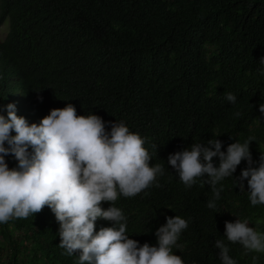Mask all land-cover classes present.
Returning a JSON list of instances; mask_svg holds the SVG:
<instances>
[{
    "label": "trees",
    "instance_id": "16d2710c",
    "mask_svg": "<svg viewBox=\"0 0 264 264\" xmlns=\"http://www.w3.org/2000/svg\"><path fill=\"white\" fill-rule=\"evenodd\" d=\"M7 21L0 38V104H15L29 124L67 103L78 115L102 117L108 131L122 121L145 139L151 163L164 166L159 187L115 202L129 238L156 246V230L178 215L188 227L173 252L184 264H222L216 240L237 264H264V253L247 252L224 236L225 222L237 218L264 232V205L252 206L247 181L241 189L235 180L247 161L217 185L223 190L214 209L207 207L214 197L207 177L186 188L167 163L194 142L217 136L226 152L236 140L254 137L252 166H258L264 154V0H0V28ZM228 92L235 104L225 99ZM5 160L17 167L14 156ZM213 162L218 166V157ZM110 226L96 221L97 231ZM58 233L48 207L0 224V264H78V253L69 256L59 246Z\"/></svg>",
    "mask_w": 264,
    "mask_h": 264
},
{
    "label": "clouds",
    "instance_id": "9594fccd",
    "mask_svg": "<svg viewBox=\"0 0 264 264\" xmlns=\"http://www.w3.org/2000/svg\"><path fill=\"white\" fill-rule=\"evenodd\" d=\"M259 63L264 65V56ZM225 99L235 104L237 97L228 92ZM259 111L264 114V103ZM216 137L170 154L167 163L186 188L207 177L214 194L207 207L214 209L223 190L217 185L247 161L235 180L241 189L247 181L252 206L264 205V154L253 167L250 144L255 138L236 140L225 152ZM144 145L145 139L124 122H112L108 131L102 117L78 115L72 103L51 109L38 124L18 116L15 104H0V224L27 219L48 207L59 223V246L69 256L78 253V264H184L173 247L188 227L186 219L166 217L155 232L157 245H140L129 238L127 218L115 206L120 196L131 198L154 184L159 187L157 177L164 174V166L151 163ZM8 155L14 156L17 167L9 168ZM105 202L107 209L102 207ZM98 219L111 226L97 231ZM224 236L247 252L264 253V232L250 227L247 219L226 221ZM214 247L222 264H237L223 240H216Z\"/></svg>",
    "mask_w": 264,
    "mask_h": 264
},
{
    "label": "rangeland",
    "instance_id": "374dc122",
    "mask_svg": "<svg viewBox=\"0 0 264 264\" xmlns=\"http://www.w3.org/2000/svg\"><path fill=\"white\" fill-rule=\"evenodd\" d=\"M8 31V21L5 22L0 28V38L3 39Z\"/></svg>",
    "mask_w": 264,
    "mask_h": 264
}]
</instances>
